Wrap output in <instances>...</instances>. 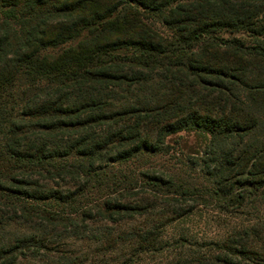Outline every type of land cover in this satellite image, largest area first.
I'll list each match as a JSON object with an SVG mask.
<instances>
[{
	"label": "trees",
	"instance_id": "trees-1",
	"mask_svg": "<svg viewBox=\"0 0 264 264\" xmlns=\"http://www.w3.org/2000/svg\"><path fill=\"white\" fill-rule=\"evenodd\" d=\"M183 135L199 188L145 161ZM262 210L264 0H0V264H264Z\"/></svg>",
	"mask_w": 264,
	"mask_h": 264
},
{
	"label": "rangeland",
	"instance_id": "rangeland-1",
	"mask_svg": "<svg viewBox=\"0 0 264 264\" xmlns=\"http://www.w3.org/2000/svg\"><path fill=\"white\" fill-rule=\"evenodd\" d=\"M178 145H171V151L163 152L155 157H147L145 161H150L151 164L160 169L161 171H167L173 175V179L180 184L183 182L189 184L191 187H200L203 182V178L200 175V167L203 157V145L200 142H195L192 136L183 135V138L176 140ZM148 185V184H147ZM197 188V189H198ZM150 187L148 188V190ZM171 197V196H169ZM179 200L178 197H176ZM190 203V202H188ZM188 203H179L181 206H188ZM216 209L209 208L203 209L202 211H195L193 216H190L187 221H183L176 227V229H167V236L170 237L172 234L177 237L180 233V229H188L191 235H188L191 240L194 239L193 235L197 237L214 241L221 237L226 229L221 226L222 222L230 218L217 213ZM262 213L263 210L261 211ZM225 219V220H224ZM232 219V218H231ZM141 220H136V223ZM232 222L234 221L232 219ZM132 223V222H130ZM135 223V222H133ZM133 225V224H132ZM173 227V226H172ZM80 243V244H79ZM202 243V242H201ZM86 243L76 242L75 246H71L73 250L84 248ZM78 246V247H77ZM194 241H190L189 244H183V246L173 245L171 252H162L161 254H153L149 256H142L137 260L132 258L130 264H165L167 261L173 259V257H184L189 261V255L192 251H198ZM111 255L103 256L105 259H109ZM189 259V260H188Z\"/></svg>",
	"mask_w": 264,
	"mask_h": 264
}]
</instances>
